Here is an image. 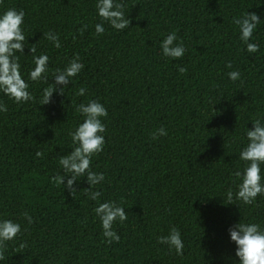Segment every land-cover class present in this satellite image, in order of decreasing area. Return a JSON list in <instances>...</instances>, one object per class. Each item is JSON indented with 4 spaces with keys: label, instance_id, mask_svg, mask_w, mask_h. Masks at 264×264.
I'll list each match as a JSON object with an SVG mask.
<instances>
[{
    "label": "trees",
    "instance_id": "trees-1",
    "mask_svg": "<svg viewBox=\"0 0 264 264\" xmlns=\"http://www.w3.org/2000/svg\"><path fill=\"white\" fill-rule=\"evenodd\" d=\"M96 2L0 0V15L25 12L19 62L36 101L16 104L0 93L8 108L0 112V220L18 222L22 230L0 264H239L228 229L240 220L264 228V196L254 205L225 202L228 189L235 192L240 183L233 173L245 167L239 153L246 130L254 119L264 122V0H123L130 28L118 31L104 22L101 36L95 34L102 22ZM246 11L262 21L250 41L260 45L256 53L246 51L232 23ZM49 31L59 35L61 48L43 39ZM170 32L176 43L183 40L181 59L162 53ZM36 43V55L49 56V84L74 55L84 64L65 95L54 93L43 106L47 85L28 79L34 68L29 47ZM231 71H239L240 80L231 81ZM80 87L84 96L76 95ZM89 100L108 111L104 150L91 164L105 176L93 188L99 201L84 194L86 177L74 185V196L52 179L63 174L58 157L70 153L69 133L83 122L76 108ZM161 127L167 135L152 139ZM108 201L128 216L114 222L120 241L111 245L94 213ZM172 227L181 233L183 256L157 242ZM21 243L27 247L17 252Z\"/></svg>",
    "mask_w": 264,
    "mask_h": 264
},
{
    "label": "clouds",
    "instance_id": "clouds-1",
    "mask_svg": "<svg viewBox=\"0 0 264 264\" xmlns=\"http://www.w3.org/2000/svg\"><path fill=\"white\" fill-rule=\"evenodd\" d=\"M96 10L101 18V23L95 25V34L101 36L105 32L104 22H107L113 29L122 31L130 28L131 21L125 15L126 4L123 0H97ZM25 12L23 9H8L3 15H0V93H3L16 104L27 102L35 103V97L29 92V83L21 74L20 55H24L26 37L22 25L24 22ZM261 19L256 13L246 11L239 18L233 17L232 23L238 26L239 39L246 45L248 53H256L260 50L258 43L250 42L254 31L261 23ZM88 25H83L79 32L87 29ZM43 39L50 41L57 49L61 48L59 35L51 31L43 33ZM178 37L176 32H170L162 41L160 47L165 57L171 59H181L186 48L183 40L176 43ZM40 41V40H39ZM39 43V42H38ZM36 44L29 47L30 56L34 68L29 72L28 79L32 82H42L47 85L44 87L39 99L40 105L50 104L54 93L60 96L65 95V88L70 85L72 79L76 77L84 68L78 54L69 60L63 68H57L52 72L54 83H48L47 73L49 72V56L47 54L36 55ZM227 68H232V63L226 64ZM180 74H185L187 68L179 67ZM231 81L240 80L239 71L228 73ZM241 83L243 81L241 80ZM87 89L80 87L76 95L84 96ZM6 104L0 103V112H7ZM76 111L82 115L83 122L76 129L70 132L72 144L74 147L69 154L59 156V165L63 174L58 173L52 179L58 185H63L64 189L74 196L78 192L74 185L86 177L89 188L84 189V194L92 201H99L100 191H93V188L104 181L103 173L92 171V157L100 154L104 150L106 126L102 118H107L108 111L105 106L98 100H89L86 104L80 103ZM252 129L246 130L247 144L240 150L239 159L245 163L243 170H237L233 175L240 181L237 190L233 192L228 189L226 204L233 205L234 199L241 201L244 205H254L258 196H264V177L261 175V165L264 164V122L261 118L252 121ZM152 139H158L160 136H166L167 132L163 127L157 129L152 134ZM36 157H43V153L36 152ZM66 181V183H65ZM95 215L99 218L103 229L102 235L106 242L111 245L113 242L119 243L120 236L113 230V224L117 220L121 223L128 219L127 213L120 204L115 201L98 203L94 209ZM23 218L28 224L33 223L32 217L25 212ZM21 225L9 219L0 220V260H5V251L8 242L14 241L21 235ZM228 233L236 245L235 256L239 259V264H264V228L258 223L240 222L232 225ZM159 244H166L169 250H175V254L183 256L184 243L178 228L172 227L167 236L157 238ZM27 247L21 243V249Z\"/></svg>",
    "mask_w": 264,
    "mask_h": 264
}]
</instances>
